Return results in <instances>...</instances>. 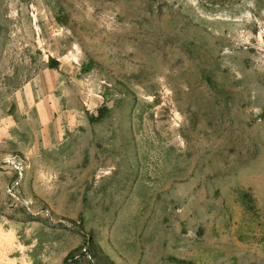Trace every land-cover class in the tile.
I'll list each match as a JSON object with an SVG mask.
<instances>
[{"label":"rangeland","instance_id":"1","mask_svg":"<svg viewBox=\"0 0 264 264\" xmlns=\"http://www.w3.org/2000/svg\"><path fill=\"white\" fill-rule=\"evenodd\" d=\"M0 264H264V0H0Z\"/></svg>","mask_w":264,"mask_h":264}]
</instances>
